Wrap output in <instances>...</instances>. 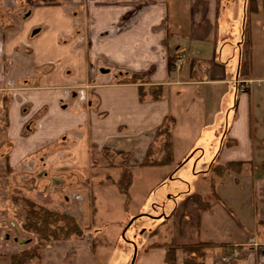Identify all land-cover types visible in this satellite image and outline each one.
<instances>
[{"label": "crops", "instance_id": "0c3cea01", "mask_svg": "<svg viewBox=\"0 0 264 264\" xmlns=\"http://www.w3.org/2000/svg\"><path fill=\"white\" fill-rule=\"evenodd\" d=\"M9 1L0 0V18ZM20 1L11 2L16 7ZM77 4L78 13L38 4L14 28L1 26V72L10 76L4 66L24 63L17 53L27 45L34 53L32 71L53 64L62 52L64 69L43 75L38 93L40 101L43 94L48 102L66 101L49 108V128L56 135L75 130L99 140L103 135V146L116 141L130 153L128 211L135 203L136 169L160 172L146 188L148 195L170 181L162 203L154 205H162L156 229L136 231L128 264H165L166 245L173 240L176 264H184L181 247L198 244L211 245L205 264H264V89H252L255 81H264L255 77L261 55L256 41H264L262 10L247 19L244 0H67L66 5ZM247 31L251 67L245 77ZM14 74L24 79L20 70ZM141 86L151 93L161 87L160 98L143 101ZM170 119L172 165L140 168L150 146L152 159L162 158L155 136ZM228 163H242L240 172L214 173L216 164ZM145 217L132 224L155 219ZM148 233L151 242L143 249ZM226 255L231 262L222 261Z\"/></svg>", "mask_w": 264, "mask_h": 264}, {"label": "rangeland", "instance_id": "374dc122", "mask_svg": "<svg viewBox=\"0 0 264 264\" xmlns=\"http://www.w3.org/2000/svg\"><path fill=\"white\" fill-rule=\"evenodd\" d=\"M11 1L5 6V17L0 18V29L14 28L15 21L27 20L38 4L57 5L68 12L82 10L81 4L67 6V0H22L16 7ZM65 41L63 37L61 42ZM256 44L261 55L255 77L264 80V41L259 38ZM33 55L28 45L17 53V58H24L26 64L11 62L4 66L9 68L10 76H5L0 66V264H11L13 254L39 243L36 234L24 229L27 202L72 216L84 230V236L76 239L77 245L67 243L73 240L46 243L40 250V264H128L127 249L135 240L138 242L135 234L139 231L141 234L146 227L156 229L162 215L163 193H167L170 181L150 189L148 195L146 188L155 183L160 172L136 169L135 203L126 211V198L111 181L118 179L122 168L131 169L130 153L116 147V141L110 142V147L103 146V135L100 140L92 132L82 130L56 135L49 128V108L58 104L62 108L66 101L48 102L49 97L44 94L40 101L38 93L45 81L41 77L53 69H64L61 65L64 57L59 52L53 64L32 71ZM16 69L24 73V79L16 80L17 75H13ZM252 89L255 93L264 89V81H255ZM159 201V209H154ZM137 215L155 219L132 224ZM150 238V233L144 236L143 249L151 242Z\"/></svg>", "mask_w": 264, "mask_h": 264}, {"label": "trees", "instance_id": "16d2710c", "mask_svg": "<svg viewBox=\"0 0 264 264\" xmlns=\"http://www.w3.org/2000/svg\"><path fill=\"white\" fill-rule=\"evenodd\" d=\"M245 1V15L248 17L253 14L259 13L262 10L264 18V0H244ZM251 43L248 39V31L245 36V51L243 52L241 59V73L242 76L248 77L251 67L250 59V46ZM174 59L170 58L169 67L172 68ZM134 80V79H133ZM140 96L143 101L148 97L152 100H157L161 96V87L154 92H149L140 87ZM170 119L167 123L161 126L155 136V140L161 141L162 145L158 148L162 150L163 156L160 160L152 159L153 149L150 146L145 158L139 165L140 168H157L172 165V141H171V124ZM156 148V146H155ZM242 163H228L226 165L216 164L214 173L217 175L223 174L225 171L240 172ZM134 174L132 169L122 168L118 179L111 181V185L115 186L120 194L125 196V209L129 210L130 205V188L133 184ZM198 201L201 199L198 197ZM28 210L26 212V222L24 229L28 232H32L38 236L39 243L32 249L24 250L20 253L13 254L11 258V264H40L42 255L40 250L46 243L54 240H76L84 236V230L80 227L76 219L72 216L62 214L58 211H53L42 206H38L35 203L27 202ZM141 239V238H140ZM211 245L198 244L187 245L180 248L183 254L184 264H205V255L207 249ZM178 246L174 240L166 245V257L165 264H176L177 262V250Z\"/></svg>", "mask_w": 264, "mask_h": 264}, {"label": "built area", "instance_id": "2783aa9c", "mask_svg": "<svg viewBox=\"0 0 264 264\" xmlns=\"http://www.w3.org/2000/svg\"><path fill=\"white\" fill-rule=\"evenodd\" d=\"M181 64H182V59L181 58L177 59V62L175 64V68L179 69ZM234 256H236L235 253H234ZM231 259H232V257H230L228 255L222 257V261L225 262V263L231 262Z\"/></svg>", "mask_w": 264, "mask_h": 264}]
</instances>
